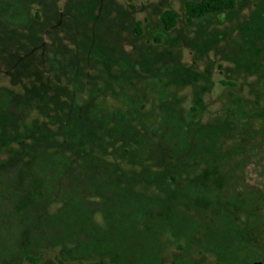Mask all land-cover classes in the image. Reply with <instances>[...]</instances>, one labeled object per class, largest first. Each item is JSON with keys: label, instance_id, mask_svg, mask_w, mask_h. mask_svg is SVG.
Returning <instances> with one entry per match:
<instances>
[{"label": "trees", "instance_id": "16d2710c", "mask_svg": "<svg viewBox=\"0 0 264 264\" xmlns=\"http://www.w3.org/2000/svg\"><path fill=\"white\" fill-rule=\"evenodd\" d=\"M236 4L183 0L182 15L171 8L159 12V30L168 33L181 19L192 23ZM31 8L19 0H0V33H11L10 42L0 39V72L9 82L0 85V179H21V210L36 206L40 211L38 216L30 210L26 218L34 221L21 225L15 254L1 264H41L47 256L56 264H168L165 252L171 246L197 255L200 264H253L264 257L248 248L264 243L257 229L264 218V193L247 182L244 165L262 156V150L256 156L255 149L248 153L263 142L256 137L249 142L253 133L244 122L261 114L259 97L242 99L236 83L219 78L225 105L213 124L227 121L230 130L203 153L199 119L211 106L204 97L214 89L212 80L203 89L192 82L186 110L177 89L162 76L179 69L170 63L145 85L160 99L158 121L151 120L149 99L136 86L127 87L105 54L87 40L80 42L82 33L74 26L63 34L59 21L45 33L30 30V18L40 14ZM140 25L137 21L136 31L145 35ZM108 99L122 108L109 106ZM183 113L182 134L173 142L172 121ZM238 133V143L228 147ZM237 147L243 152L236 154ZM193 152L190 164L181 168ZM259 164L258 175L264 177V162ZM228 168L242 178L247 195L235 205L231 198L219 200L216 208L201 197L198 208V187L218 184ZM202 169L211 175L193 183ZM260 206L263 212L257 214ZM118 225L124 227L119 233ZM132 232L136 235L130 237ZM142 240L149 246L155 240L153 255Z\"/></svg>", "mask_w": 264, "mask_h": 264}, {"label": "rangeland", "instance_id": "374dc122", "mask_svg": "<svg viewBox=\"0 0 264 264\" xmlns=\"http://www.w3.org/2000/svg\"><path fill=\"white\" fill-rule=\"evenodd\" d=\"M19 1L31 6L32 10H38L41 14H39V19H35L32 15L30 21L33 25L30 26L31 28L29 27L30 30L36 29L40 33H45L56 21H59L60 28L64 30L63 34L72 26L76 27L82 33L80 42L87 40L93 48L99 49L110 62L109 66L112 65L111 69L119 72L127 87L136 86V90L143 98L149 99L146 107L147 110L153 111L150 112L151 120L158 121L156 113L160 110V99L158 100L155 94L147 90L145 85L149 84L155 73H160L161 69L166 70V66H169L170 63L179 64V69L165 71L162 76L170 81L172 87L177 89L176 94L183 100L182 107L186 110L192 97V82L195 80L196 85H201V89H203L202 85H206L212 80L214 89L204 97L207 103H211V106L204 111L199 119L204 127L201 130L200 150L203 153L208 154L207 148L211 145L215 146L224 136L225 131L230 130L227 128V121H223L218 127L213 124L216 122V114L222 112L220 108L225 105L224 96L220 95L222 89L217 84L218 79L226 76L236 83L235 92L242 99L259 97L261 114L255 113L254 115L257 116L255 119H244V122L250 127L249 131L253 133L248 137L249 142L254 141V137L263 142L257 148L249 147L248 153L250 149H255L252 156H256L262 150L260 161L264 162V94L262 95L264 93V0H236L235 9L229 12L215 14L192 23H186L181 19L177 26L168 33L159 30L158 14L171 8L182 15L183 0ZM137 21L141 22L138 29L144 31L145 35L137 33ZM71 23L72 25H70ZM7 26L8 24L4 27L7 28ZM23 31L27 32V29ZM154 37L160 41L154 40ZM0 39L10 42L11 33L7 32V29H2ZM117 60L123 62L129 69L118 66ZM193 63L195 66L191 68ZM217 63L219 68H216ZM2 67L1 65V69ZM219 70L223 73H219ZM0 85H9L8 79L2 71L0 72ZM108 103L111 107L122 108L121 104L114 103L111 99H108ZM192 117L196 118L194 115ZM185 120L183 113L180 120L172 121L173 126L170 128V132L173 142L179 139L180 132L182 134L180 124ZM240 135L238 133L233 140L227 141V146L231 147L233 143L237 144L242 137ZM238 147L234 151L236 154L243 152L242 148L238 149ZM193 154L194 152L185 157L183 161L185 164H180L181 168L190 164L189 161L193 158ZM256 159L250 157L244 164L246 165L247 182L264 193V177L258 175L260 161ZM226 169L224 168L223 172H226ZM208 175L211 174L202 169L199 179L195 180L196 177H194L192 181L193 183L202 180L205 182ZM18 183H21V179L17 182L8 177L5 180L0 179V264L15 254L13 250L17 246V236L21 225L34 221V219L26 218L31 213L30 210L34 209L36 215L39 216V207H23L21 210ZM198 188L199 190L196 191L198 208H201V197L212 200L213 204L207 205L216 208L219 200L222 202L225 198H231L235 205L239 197H245L248 193V188L242 178H239L236 173H229V168L218 184H206L205 187L199 186ZM248 205H250L249 199L246 201V206ZM250 207L252 206L250 205ZM17 210H21V219L18 218L20 212L18 213ZM262 212L263 207H258L257 214ZM123 228L122 225H118L115 231L119 233ZM257 229L264 234V218L262 216L258 221ZM135 235L132 232L130 237ZM261 238L264 239V235ZM154 241L149 242L150 246L145 241H141L149 255H153ZM260 245L253 243L248 248L254 255L262 254L264 253V243ZM165 253L168 264H200L196 260L197 255H184L183 252L172 246L166 249ZM130 256H132V252ZM262 259L264 257L254 259V262ZM41 264H56V262L51 259V256H47ZM203 264H210V262L206 260Z\"/></svg>", "mask_w": 264, "mask_h": 264}, {"label": "water", "instance_id": "95a60500", "mask_svg": "<svg viewBox=\"0 0 264 264\" xmlns=\"http://www.w3.org/2000/svg\"><path fill=\"white\" fill-rule=\"evenodd\" d=\"M253 264H264V259L259 260V261H255V262H253Z\"/></svg>", "mask_w": 264, "mask_h": 264}]
</instances>
